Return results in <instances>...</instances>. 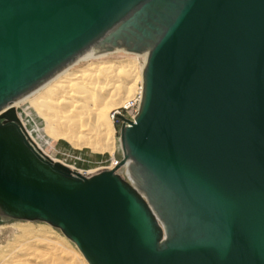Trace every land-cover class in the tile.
Returning a JSON list of instances; mask_svg holds the SVG:
<instances>
[{"label": "water", "instance_id": "1", "mask_svg": "<svg viewBox=\"0 0 264 264\" xmlns=\"http://www.w3.org/2000/svg\"><path fill=\"white\" fill-rule=\"evenodd\" d=\"M90 47L146 53L130 180L52 159L13 105ZM0 216L89 264H264V0H0Z\"/></svg>", "mask_w": 264, "mask_h": 264}, {"label": "bare ground", "instance_id": "2", "mask_svg": "<svg viewBox=\"0 0 264 264\" xmlns=\"http://www.w3.org/2000/svg\"><path fill=\"white\" fill-rule=\"evenodd\" d=\"M119 51L135 54V56L144 58V61L146 58L145 52H131L123 48H114L110 51H98L96 48L90 47L82 54L78 55L73 62L59 70L48 80L25 95L17 98L13 102L14 107L17 103L19 104L20 101L29 99L39 91V93H42L47 90L49 88V84L64 74V76H68L67 78H69L68 83L62 85L59 90H56V92H52L51 98L42 100L41 104L45 106L46 104H49L50 107H52V105L54 106V109L52 107L54 115H46V117H48L46 119L48 127L56 125L55 127H58V130L63 129L60 133L56 132V134L53 135L58 136L64 134V137L66 135V138L71 139V141H77L82 138L87 145L97 142V138L99 139L100 137H105L106 141L104 144H101L102 146L95 145L92 146V148H94V150L111 149V151H113V147L111 146V144H113V136L109 131L111 129L109 126L110 122L107 123L109 110L113 107L109 116L112 123H115V118L112 115V112L119 110L118 107L127 104L132 99L136 98L137 91L141 89L142 68L144 62L141 66V72L137 62L132 59L121 63L106 61L100 64H92L88 70L80 73L69 72L68 70L73 68L72 66L79 60L101 58L110 53ZM136 80H140L141 82L139 85L140 89L138 88L136 93L133 96H130L131 91H133V84ZM49 110L50 109H45L43 111H48L49 113ZM19 118L36 146L47 154L43 149V146H41L34 139L32 132L29 131L27 124L23 121V118L21 116H19ZM55 121H57L56 124ZM74 145L79 146L80 144L74 143ZM47 155L50 156L49 154ZM50 157L66 164L72 170L75 169L73 166L65 163L64 160L55 159L52 156ZM116 160L118 159L115 157L110 161V163H108L109 165L102 166L101 169L106 167L115 169L126 167L127 161L121 164L119 161L116 165H114ZM39 243H41V241ZM25 245L27 248L26 251L28 252L23 258L24 262L21 264H32V260L34 261V264H70L77 257H79L78 255L71 253L68 248H63L60 252H58L60 249L55 247L56 249L53 248L54 253H45L42 249H34L32 252H29L31 250L30 244ZM36 245L40 246L37 243ZM79 259L81 258L79 257Z\"/></svg>", "mask_w": 264, "mask_h": 264}, {"label": "rangeland", "instance_id": "3", "mask_svg": "<svg viewBox=\"0 0 264 264\" xmlns=\"http://www.w3.org/2000/svg\"><path fill=\"white\" fill-rule=\"evenodd\" d=\"M131 59L137 62L141 72L144 58L122 51L113 52L101 58L79 60L72 66L73 68L68 71L80 73L88 70L92 64H100L106 61L121 63ZM67 77L68 76L62 74L49 84L47 90L42 93H39V91L29 99L20 101L19 104H16L15 108L19 116H21L23 121L27 124L29 131L32 132L34 139L43 146L47 154L55 159L64 160L65 163L75 168L73 170L89 175L101 170L102 166L109 165L108 163L115 157L121 159L122 151L119 141L121 119L119 117L115 120V123H112L109 115L113 107L110 108L107 116V123L110 122L109 126L111 129L109 131L113 136V144H111L113 151H111V149L94 150V148H92V146L104 144L106 141L105 137L97 138V142L87 145L82 138L77 141H71V139L66 138V135L64 137V134L58 136L53 135L56 134V132L60 133L63 129L58 130L59 128L55 127L56 125L48 127L46 120L48 117H46V115H54V106L52 105V109L49 104H46V106L41 104L42 100L51 98L52 92H56L62 85L68 83L69 78ZM140 84V80L134 82L133 91H131L130 96L136 93ZM45 109H50L49 113L48 111H43ZM128 111L129 109L127 108L122 109V113L125 115H129ZM56 123L57 121H55V124ZM74 143H79L80 145H74ZM40 241L41 243H39ZM36 243L40 246H37ZM25 244H30L31 250L29 252H32L34 249H42L45 253H54L53 248L55 247L60 249L58 252L63 248H68L71 253L81 258L79 259V257H77L70 264H88L77 245L68 238L59 227L53 226L42 220L2 218L0 216V264H21L24 262L23 258L28 252L26 251L27 248ZM31 263L34 264V261L32 260Z\"/></svg>", "mask_w": 264, "mask_h": 264}, {"label": "built area", "instance_id": "4", "mask_svg": "<svg viewBox=\"0 0 264 264\" xmlns=\"http://www.w3.org/2000/svg\"><path fill=\"white\" fill-rule=\"evenodd\" d=\"M140 89V88H139ZM141 96H142V84H141V89L137 91V94H136V98L135 99H132L129 103L127 104H124V105H121L119 110L117 111H113L112 112V115L114 116L115 120L117 118L120 117V114H122L123 116H126L127 118L129 119H133L134 118V115L136 114L137 110H138V107H139V103H140V100H141ZM124 108H127L129 109L128 113L129 115H125L124 113H122V109ZM16 109V108H15ZM17 115H18V112L16 111ZM19 117V116H18ZM20 119V118H19ZM121 119V122H122V118L120 117ZM21 121V120H20ZM22 123V122H21ZM23 125V124H22ZM24 127V125H23ZM25 129V127H24ZM26 131V129H25ZM26 133L28 134V132L26 131ZM29 135V134H28ZM30 137V135H29ZM31 138V137H30ZM32 139V138H31ZM33 141V139H32ZM34 142V141H33ZM35 143V142H34ZM118 158V157H117ZM110 161V159H109ZM120 161V159L118 158V160L115 161L114 165H116L118 162ZM106 165V164H105ZM117 169V168H116ZM115 169V171H120L118 172L120 175H122L124 178H126L127 180H130V177H129V174H128V170H127V163H126V167L125 168H118L117 170Z\"/></svg>", "mask_w": 264, "mask_h": 264}]
</instances>
